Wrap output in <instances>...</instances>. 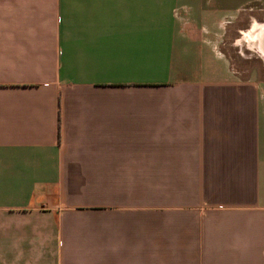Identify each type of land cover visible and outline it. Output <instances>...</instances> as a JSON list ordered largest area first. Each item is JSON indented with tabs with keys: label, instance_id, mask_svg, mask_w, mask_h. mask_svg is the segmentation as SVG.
Returning a JSON list of instances; mask_svg holds the SVG:
<instances>
[{
	"label": "crops",
	"instance_id": "0c3cea01",
	"mask_svg": "<svg viewBox=\"0 0 264 264\" xmlns=\"http://www.w3.org/2000/svg\"><path fill=\"white\" fill-rule=\"evenodd\" d=\"M262 28L264 0H0V264H264Z\"/></svg>",
	"mask_w": 264,
	"mask_h": 264
},
{
	"label": "bare ground",
	"instance_id": "6f19581e",
	"mask_svg": "<svg viewBox=\"0 0 264 264\" xmlns=\"http://www.w3.org/2000/svg\"><path fill=\"white\" fill-rule=\"evenodd\" d=\"M256 37L258 40H260L261 49L264 53V28H262L260 32L257 33Z\"/></svg>",
	"mask_w": 264,
	"mask_h": 264
},
{
	"label": "rangeland",
	"instance_id": "374dc122",
	"mask_svg": "<svg viewBox=\"0 0 264 264\" xmlns=\"http://www.w3.org/2000/svg\"><path fill=\"white\" fill-rule=\"evenodd\" d=\"M230 54H232V57H234V58H236L237 56H236V51L234 50H231V51H228ZM236 61V59H234V68H237L238 66H237V63L235 62Z\"/></svg>",
	"mask_w": 264,
	"mask_h": 264
}]
</instances>
